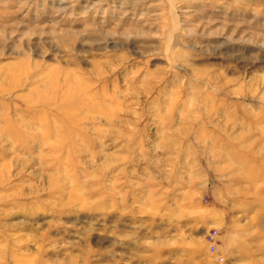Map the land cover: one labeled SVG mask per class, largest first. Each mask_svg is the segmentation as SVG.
<instances>
[{
    "label": "rangeland",
    "instance_id": "rangeland-1",
    "mask_svg": "<svg viewBox=\"0 0 264 264\" xmlns=\"http://www.w3.org/2000/svg\"><path fill=\"white\" fill-rule=\"evenodd\" d=\"M0 264H264V0H0Z\"/></svg>",
    "mask_w": 264,
    "mask_h": 264
},
{
    "label": "built area",
    "instance_id": "built-area-1",
    "mask_svg": "<svg viewBox=\"0 0 264 264\" xmlns=\"http://www.w3.org/2000/svg\"><path fill=\"white\" fill-rule=\"evenodd\" d=\"M216 234H217V231H214L213 233H210L209 235H208V239H209V241H211V247L212 248H214V245H213V241H214V238H215V236H216Z\"/></svg>",
    "mask_w": 264,
    "mask_h": 264
}]
</instances>
